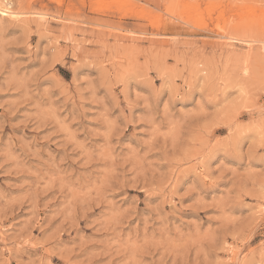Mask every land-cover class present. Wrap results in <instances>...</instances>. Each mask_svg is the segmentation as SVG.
<instances>
[{"label": "rangeland", "instance_id": "374dc122", "mask_svg": "<svg viewBox=\"0 0 264 264\" xmlns=\"http://www.w3.org/2000/svg\"><path fill=\"white\" fill-rule=\"evenodd\" d=\"M1 2L0 264H264V0Z\"/></svg>", "mask_w": 264, "mask_h": 264}, {"label": "bare ground", "instance_id": "6f19581e", "mask_svg": "<svg viewBox=\"0 0 264 264\" xmlns=\"http://www.w3.org/2000/svg\"><path fill=\"white\" fill-rule=\"evenodd\" d=\"M261 9V8H260ZM0 12L2 13V15H4V16H6V17H15L16 16V14L15 13H13L11 10H10V8L5 4V3H0ZM253 13H254V11H253ZM252 12H251V14H253ZM257 28V27H256ZM264 31V30H263Z\"/></svg>", "mask_w": 264, "mask_h": 264}]
</instances>
